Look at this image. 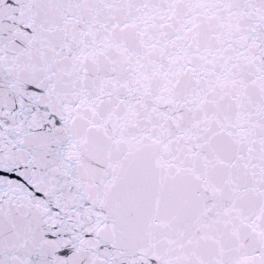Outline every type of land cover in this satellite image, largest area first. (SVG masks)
I'll return each mask as SVG.
<instances>
[{
    "label": "snow or ice",
    "instance_id": "snow-or-ice-1",
    "mask_svg": "<svg viewBox=\"0 0 264 264\" xmlns=\"http://www.w3.org/2000/svg\"><path fill=\"white\" fill-rule=\"evenodd\" d=\"M0 264H264V0H0Z\"/></svg>",
    "mask_w": 264,
    "mask_h": 264
}]
</instances>
